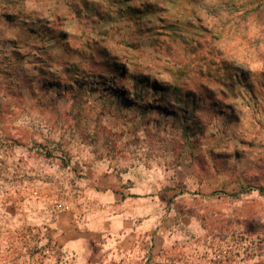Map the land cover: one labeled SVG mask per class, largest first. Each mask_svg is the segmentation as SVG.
<instances>
[{
    "label": "rangeland",
    "instance_id": "obj_1",
    "mask_svg": "<svg viewBox=\"0 0 264 264\" xmlns=\"http://www.w3.org/2000/svg\"><path fill=\"white\" fill-rule=\"evenodd\" d=\"M263 36L193 0H0V264H70L34 191L95 165L165 189L196 264H264Z\"/></svg>",
    "mask_w": 264,
    "mask_h": 264
},
{
    "label": "crops",
    "instance_id": "obj_2",
    "mask_svg": "<svg viewBox=\"0 0 264 264\" xmlns=\"http://www.w3.org/2000/svg\"><path fill=\"white\" fill-rule=\"evenodd\" d=\"M77 183V198L59 206L34 202V219L46 223L49 240L68 263L196 264L197 250L180 240L177 214L166 208L161 186L99 165Z\"/></svg>",
    "mask_w": 264,
    "mask_h": 264
},
{
    "label": "trees",
    "instance_id": "obj_3",
    "mask_svg": "<svg viewBox=\"0 0 264 264\" xmlns=\"http://www.w3.org/2000/svg\"><path fill=\"white\" fill-rule=\"evenodd\" d=\"M216 14L229 34H246L253 25L264 34V0H193ZM264 37V36H263ZM264 191V187H260Z\"/></svg>",
    "mask_w": 264,
    "mask_h": 264
},
{
    "label": "built area",
    "instance_id": "obj_4",
    "mask_svg": "<svg viewBox=\"0 0 264 264\" xmlns=\"http://www.w3.org/2000/svg\"><path fill=\"white\" fill-rule=\"evenodd\" d=\"M59 191H61V189ZM59 194L60 193L57 194V197L59 196ZM34 195L37 196V197H40V198H38L39 200H45V201H47L48 203H50L52 205L53 204H57V206H59V204L61 205L64 202L63 200L67 199V197L56 199V198H54V196H49L46 192L44 193V192H40V191H37V190L34 191ZM52 251H53V248L46 247V248L43 249L42 254L43 253L44 254H50V253H52Z\"/></svg>",
    "mask_w": 264,
    "mask_h": 264
}]
</instances>
